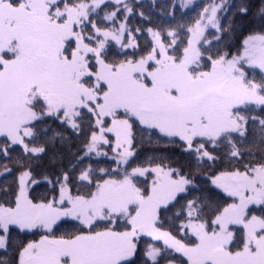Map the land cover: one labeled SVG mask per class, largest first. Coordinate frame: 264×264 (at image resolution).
Wrapping results in <instances>:
<instances>
[{
  "label": "snow or ice",
  "instance_id": "snow-or-ice-1",
  "mask_svg": "<svg viewBox=\"0 0 264 264\" xmlns=\"http://www.w3.org/2000/svg\"><path fill=\"white\" fill-rule=\"evenodd\" d=\"M0 264H264V0H0Z\"/></svg>",
  "mask_w": 264,
  "mask_h": 264
}]
</instances>
